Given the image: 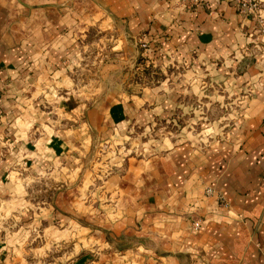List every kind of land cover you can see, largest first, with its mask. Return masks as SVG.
Segmentation results:
<instances>
[{
	"label": "crops",
	"instance_id": "0c3cea01",
	"mask_svg": "<svg viewBox=\"0 0 264 264\" xmlns=\"http://www.w3.org/2000/svg\"><path fill=\"white\" fill-rule=\"evenodd\" d=\"M83 254L264 264V24L232 0H0V264Z\"/></svg>",
	"mask_w": 264,
	"mask_h": 264
},
{
	"label": "rangeland",
	"instance_id": "374dc122",
	"mask_svg": "<svg viewBox=\"0 0 264 264\" xmlns=\"http://www.w3.org/2000/svg\"><path fill=\"white\" fill-rule=\"evenodd\" d=\"M142 46V45H141ZM141 48H143V47H141ZM146 72L147 71H144V74H146ZM154 75V74H153ZM155 77H158V75H156ZM162 128L164 129V127L162 126ZM172 128V127H171ZM176 129V126H173V129L172 130H175ZM156 138H157V136H156ZM132 140V141H131ZM140 140H142V141H145V136L144 135H139L138 136V139H137V142H134V139H128V140H125V142L122 144V145H120V146H116V147H114V149L112 150L113 152H114V154H116L115 156L117 157L118 156V158H119V160H120V162L122 161L121 159L123 158V157H125V156H127L128 154H134V153H136V154H139L138 152V150H140V148H139V145H140ZM136 141V140H135ZM143 146H145V144L143 143L142 144ZM117 147H118V152H117ZM137 148H138V150H137ZM138 151V152H137ZM135 155V154H134ZM113 159H115V157L113 158ZM119 162V163H120ZM46 179V178H45ZM33 193H34V191H33ZM49 248H45V253H47V250H48ZM48 254V253H47ZM48 256V255H47ZM49 258V257H48ZM44 260H45V258H44ZM49 260V259H48ZM62 261V260H61Z\"/></svg>",
	"mask_w": 264,
	"mask_h": 264
},
{
	"label": "built area",
	"instance_id": "2783aa9c",
	"mask_svg": "<svg viewBox=\"0 0 264 264\" xmlns=\"http://www.w3.org/2000/svg\"><path fill=\"white\" fill-rule=\"evenodd\" d=\"M233 3L241 10L252 16L255 21L261 25L264 24V20L259 16L260 3L259 0H232ZM144 46L143 44H141ZM210 192V191H208ZM218 200L223 204H226L223 197L218 195Z\"/></svg>",
	"mask_w": 264,
	"mask_h": 264
},
{
	"label": "water",
	"instance_id": "95a60500",
	"mask_svg": "<svg viewBox=\"0 0 264 264\" xmlns=\"http://www.w3.org/2000/svg\"><path fill=\"white\" fill-rule=\"evenodd\" d=\"M89 258L88 254H83L75 259L71 264H82Z\"/></svg>",
	"mask_w": 264,
	"mask_h": 264
}]
</instances>
